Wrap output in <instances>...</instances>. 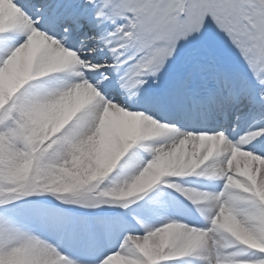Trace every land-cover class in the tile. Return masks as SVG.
Returning a JSON list of instances; mask_svg holds the SVG:
<instances>
[{
  "label": "snow or ice",
  "instance_id": "obj_1",
  "mask_svg": "<svg viewBox=\"0 0 264 264\" xmlns=\"http://www.w3.org/2000/svg\"><path fill=\"white\" fill-rule=\"evenodd\" d=\"M0 264H264V0H0Z\"/></svg>",
  "mask_w": 264,
  "mask_h": 264
}]
</instances>
